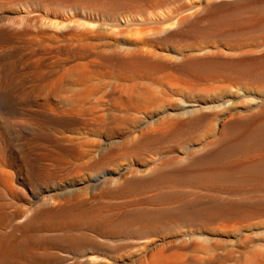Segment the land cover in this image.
<instances>
[{
	"label": "bare ground",
	"instance_id": "1",
	"mask_svg": "<svg viewBox=\"0 0 264 264\" xmlns=\"http://www.w3.org/2000/svg\"><path fill=\"white\" fill-rule=\"evenodd\" d=\"M25 1L28 0H0V14L4 16L6 11L3 10L14 5L22 6ZM81 1L96 3L98 6L141 2L140 4L143 3L142 6L146 7L152 0ZM250 1L252 0H189L180 10L178 8L179 12L175 17L167 18L169 24L161 26L158 32L167 38H174L189 33L187 29H194L204 22L202 25L205 27L201 28L208 31L205 35L209 32L218 34L223 31L221 29L229 27L236 18L232 17L230 21L225 14L236 12L238 15L237 11L240 9L241 12L242 9L239 7H247ZM257 2L260 3L259 0ZM139 6L141 8V5ZM263 11L264 6L252 9L251 15L243 21L249 26H261L260 30L264 32ZM31 13V10L19 9L11 19L0 17L2 21L5 18L8 21L0 24V264H51L53 261L68 260L60 256L59 251L85 246L104 247L117 233L142 234L148 230L164 227L167 229L179 224H196L215 231L219 227V230L224 227V230L226 227L238 229L252 220L264 221V101H258V98L240 88L236 78H228L235 74L263 85L264 59H244L245 53L240 50L237 59L223 58L221 51L209 56L210 51L207 53L204 50L205 55H202V58L199 56L198 59L178 55L179 64L176 69L179 77H193L194 80L212 75V78L228 79L227 83L223 82L225 85L221 87L216 85L203 90H196L194 86L192 89L187 87L188 97L183 103L187 104L185 107L180 109L177 106L179 110L176 108V113L171 117L169 115L166 123L161 122L156 126L149 124L144 130L135 129V138L118 146L133 153L134 150L151 147L169 136L189 135L200 130L203 125H213L211 134L204 137V140L188 146L182 153L160 156L152 164L154 166L142 175L130 178L121 175L118 180L101 179L99 185L92 187L90 199L79 198L77 189L57 203H50L51 196L48 191L42 198L30 195V188L34 184L47 182L51 174L50 168L56 165L57 159L73 149L70 145H62L63 140L52 138L44 132L46 128L63 125L70 119L69 113L54 110L56 107L53 109L51 104H55L56 97L71 85L81 86L89 77L81 70H68L59 75L49 87L43 85L35 90L34 82L41 61L34 60L46 51L35 47L37 37L54 35L56 32L58 34L62 30L69 32L70 28L64 27L65 21L53 22ZM238 19L240 18H237V21ZM237 21L236 23L239 22ZM80 26L85 28L86 25ZM5 43L9 46H4ZM91 45L90 42L76 45L78 47L74 50L80 55L88 54L100 59H109L115 72L123 76L114 77L123 93V100L128 96L131 98L139 91L138 86H133L136 84H125L129 76H145L161 67L159 60L156 63V60L152 59L151 52L146 50L144 42L118 43L116 50L109 53L108 57H104L101 51L93 50ZM72 49L70 48L71 52ZM229 52L231 53V49ZM262 57L264 58V54ZM91 64L94 65L90 63L88 66ZM161 65L166 66L162 63ZM45 75L42 77L46 78ZM172 85L174 87V84ZM248 96L251 97L247 99V105H239L235 101ZM165 102H158L157 105L160 107ZM18 112L28 117H21V120L10 117ZM48 149L56 153L52 155ZM103 155L101 153L95 158L90 163L91 166H100ZM43 161H47L49 165H43ZM18 194L31 197L25 201L22 215L8 211L10 200L18 197ZM192 240L190 239L191 242ZM262 251L261 260L264 258V249ZM103 261L91 258L90 264H105ZM149 261V264H156L155 258Z\"/></svg>",
	"mask_w": 264,
	"mask_h": 264
},
{
	"label": "rangeland",
	"instance_id": "2",
	"mask_svg": "<svg viewBox=\"0 0 264 264\" xmlns=\"http://www.w3.org/2000/svg\"><path fill=\"white\" fill-rule=\"evenodd\" d=\"M187 1L189 0H152L145 7L142 6L143 3L140 4L141 2L136 4L133 2L135 5L130 4V2H121L115 4V6H107L102 2L103 6H98L96 3L88 4L81 0H52V2L50 0L47 2L28 0L22 6L14 5L3 10L6 12H4V16L0 14V17H8L7 20L13 18L15 12H18L19 9H28L32 11L31 15L48 18L53 22L65 21L64 27L70 28L69 32L62 30L64 34L59 31L58 34L56 32L54 35L37 37L35 47L45 49L47 52L44 50L45 52L38 55L34 60L41 61L34 82L35 90L43 85H45L43 87H49L54 80L56 81L59 78V75L61 76L68 70H81L89 76L82 82L81 86L73 84L67 90H64L62 94L56 97V103L53 104L52 102L51 104L53 109L56 107L54 110L69 113L70 119L63 125L46 128L44 132L52 138L63 140L62 143L60 141L62 145H70L73 149L68 150V152L61 155L62 157H59L60 159H57L55 163L57 166L53 165V167L55 166L53 170H51L53 167L50 168L49 180L47 179L46 183L42 182L43 184H34L30 188V195L34 194L42 198L46 196L47 193L45 192L48 191L51 196L49 198L50 203H57L65 195L73 194V190L77 189L79 198L90 199L93 192L92 187L99 185L102 180H118L117 178L121 175L124 178L142 175L154 166L152 164L160 156L182 153L188 146L198 144L207 135L211 134L213 125H203L200 130L194 133L181 135L180 137L179 134L178 136L175 134V136L167 137L168 139L158 141L151 147L134 150L133 153L118 146L133 140L136 135L135 131L138 129L144 130L150 125L156 126L161 122L166 123L169 115L170 117L173 116L179 108L181 109L187 105L183 103L187 100L188 88L192 89V86H194L193 88L196 90H203L204 88H213L216 85V87H221V85L227 83L228 79L223 77L212 78V75H210L211 77L208 75L194 80L193 77H179L180 74L177 72L178 55L189 57V59H198L205 55V53L203 54L204 50L207 53L210 51L209 56H212V53L215 55L214 53L221 51L223 58L237 59L239 57L238 52L241 51L245 53L244 59H264L262 57V54H264V32L260 30L261 26H249L243 21L245 17L248 18L251 15L250 11L252 9L264 6L262 4L264 0H259L260 3L257 2L258 0H255V2L252 0L253 2H248L247 7L244 6L245 8L240 6L242 13L239 11L240 9L239 12L237 11L239 17L236 12H227L228 14L226 13L225 16H228V20L232 17L236 18L232 20L233 22L229 27L221 29L223 31L218 34L217 32H211L212 34L209 32L205 35L204 33L208 31L202 29L205 27V25H202L204 22L199 23L194 29H187L190 32L183 33L182 36L167 38L164 34H160L158 29L161 26H167L170 22L167 21V18L175 17L180 7ZM139 5H141V8ZM2 18H0V24L8 22L5 20L6 18L2 21ZM237 18H240L238 19L239 22L242 21L240 26ZM235 23L238 24V27ZM80 25L86 26L83 28ZM246 25L248 26L246 27ZM230 26L232 29H230ZM236 27L237 30H235ZM80 40L82 43H80ZM125 41L130 44L144 42L147 47L146 50L151 52L152 59H155L156 63L159 60L167 66H164V68L160 63V69L145 74V76L138 74L135 75L136 77L129 76L125 84L132 83L131 86L136 84L133 86H138L137 90L139 91L137 94H132L133 96L130 95L132 99L128 96V100L122 99L123 93L114 80L116 76H123L115 72L109 59H100L88 54L80 55L74 50L79 45L90 42L91 46L94 47L93 50L101 51L104 57H108L116 50L118 43H124ZM4 46L9 45L5 43ZM70 48L73 52L70 51ZM230 49L231 53L229 52ZM105 60H108L109 63ZM90 63H94V65H90L92 68L88 66ZM112 70L114 71L112 72ZM44 74H46V78L42 77ZM231 77L233 80L236 78L235 80L239 83L240 88L248 91L256 99L258 98V101H264L263 83L261 85L255 80L240 77V75L236 76L235 74L230 75L228 78L231 79ZM172 84H174V87H172ZM250 97H240L235 101L244 106V104L247 105L249 102L247 99H250ZM70 99L73 100L70 101ZM128 101L131 105L128 104ZM161 101L166 102L159 107L157 103ZM10 117L21 120V117L26 119L28 116L18 112L10 115ZM205 127L209 132L206 131ZM107 140L109 141L107 142ZM48 150L52 155L56 153L54 150ZM101 153L104 154L103 162L98 167H92L90 163L98 158ZM42 164L49 165L47 161H43ZM30 198L24 194H18V197L10 200L8 211L15 214L20 213V215L24 214L25 201ZM176 226L168 227L169 229L164 227L159 230H148L142 234L134 232L117 233L113 240L111 239L108 245L104 247L65 248L62 249V252L59 251V254L68 260H58L53 261V263L90 264L91 258L104 260L105 264H149L151 262L149 260L154 258L156 264L264 263V258L261 260L260 256L264 249V221L252 220L242 224L238 229L237 227H226V230H224V227L219 230V227L215 231L196 224H179ZM187 233L190 234L186 235ZM91 234L96 235V233ZM190 239H193L192 242ZM178 255L180 256L178 257Z\"/></svg>",
	"mask_w": 264,
	"mask_h": 264
}]
</instances>
